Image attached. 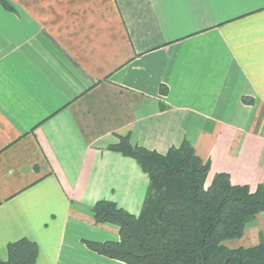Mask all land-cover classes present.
<instances>
[{
    "label": "crops",
    "instance_id": "0c3cea01",
    "mask_svg": "<svg viewBox=\"0 0 264 264\" xmlns=\"http://www.w3.org/2000/svg\"><path fill=\"white\" fill-rule=\"evenodd\" d=\"M0 3V257L27 238L38 264H123L94 205L139 215L149 178L109 147L167 154L187 140L252 191L264 185V0ZM166 92V93H165ZM264 243V212L230 248Z\"/></svg>",
    "mask_w": 264,
    "mask_h": 264
},
{
    "label": "trees",
    "instance_id": "16d2710c",
    "mask_svg": "<svg viewBox=\"0 0 264 264\" xmlns=\"http://www.w3.org/2000/svg\"><path fill=\"white\" fill-rule=\"evenodd\" d=\"M119 137L109 149L134 159L149 185L139 215L107 200L94 205L95 223L116 225L120 241H85L91 251L123 264H264V243L226 245L264 212V185L252 191L227 173L208 183L211 162L187 140L163 155L133 144L129 135ZM7 251L0 264H38L39 247L30 239L10 243Z\"/></svg>",
    "mask_w": 264,
    "mask_h": 264
}]
</instances>
